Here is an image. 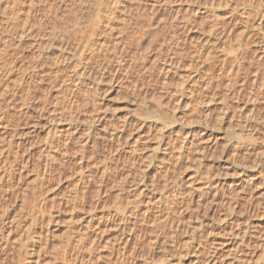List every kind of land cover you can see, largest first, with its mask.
<instances>
[{
    "label": "rangeland",
    "instance_id": "1",
    "mask_svg": "<svg viewBox=\"0 0 264 264\" xmlns=\"http://www.w3.org/2000/svg\"><path fill=\"white\" fill-rule=\"evenodd\" d=\"M40 9L0 60V264H264V0H118L111 61Z\"/></svg>",
    "mask_w": 264,
    "mask_h": 264
},
{
    "label": "bare ground",
    "instance_id": "2",
    "mask_svg": "<svg viewBox=\"0 0 264 264\" xmlns=\"http://www.w3.org/2000/svg\"><path fill=\"white\" fill-rule=\"evenodd\" d=\"M1 1V0H0ZM41 2H42V0H40ZM55 2V1H54ZM89 2V1H88ZM91 2H92V0H91ZM47 3V2H46ZM53 3V2H52ZM58 3H63V7H64V9H61V7H60V5H58ZM58 3H57V5H56V3L55 4H50V3H48L47 4V7L44 5V3H37V0L35 1V0H30L29 2H28V4H27V10L25 9V11H23V12H21L22 10L20 9V7H21V3H20V1L19 0H13V2H12V10H11V17L13 16V18H10V23H9V25L10 24H12V26H11V28H9V26H8V28L7 29H10L9 30V32H8V34H7V36H9L10 38H8V39H11L12 41H15V43H13V45L12 44H10V45H8V46H10L9 48H10V50H11V52H13V54H15L16 55V51H17V49H18V47H19V44H20V42L22 41V39L24 40V36L26 35V34H28L29 32H30V30L33 28L32 26H34L35 25V21L33 20V14H34V12H36L38 9H40L41 7H42V5H43V9H42V12L43 13H41L42 15H43V18H45L46 20L48 19V18H50L51 20L50 21H48V22H46V23H42V22H40L39 20V22H40V24L38 23L36 26L37 27H35L36 28V30H37V28L39 29V31L41 30V29H44V30H46V32H47V35H48V40H46V41H48V43H54V42H56V41H64L65 42V40H73V41H77L78 40V42L79 43H81L82 42V44H83V42H84V46L82 47V48H84V49H82L81 47V49H82V51H81V49H79V50H75L76 51V53L77 52H79V54H80V57H81V52H84L85 54H86V52H89V54H90V60H92V61H94V60H96L97 59V61L98 60H100V58H102L101 60L102 61H105L106 59H110L111 57L112 58H116V54H117V49H118V46H117V44L114 46V45H107L106 43H101V44H99V46L97 47L96 45V48L94 49L93 48V46L91 45V40L94 38H92V36L94 35V33H95V29H98V25L100 24V23H102V21L103 22H106V25L108 24V23H110L111 24V22L110 21H112V20H115V19H113L114 18V16H115V12L117 11V6H118V0H110V2H108L109 4H107V3H103L101 0H93V2L92 3H89V4H87V3H85V1H83V0H78V1H76V0H59L58 1ZM111 4H112V6H111ZM14 5L16 6V8H14ZM20 6V7H19ZM111 6V7H110ZM24 8V7H23ZM41 10V9H40ZM38 12V11H37ZM36 12V13H37ZM41 12V11H40ZM118 12V11H117ZM39 13V12H38ZM33 15V16H32ZM37 15V14H36ZM40 15V14H39ZM35 17V16H34ZM40 18V17H39ZM42 18V17H41ZM116 18V17H115ZM1 20V19H0ZM43 20V19H42ZM49 20V19H48ZM6 22H9L8 20L6 21ZM11 22H13V23H11ZM37 22V21H36ZM6 25V24H5ZM4 25V26H5ZM101 26V25H100ZM102 26H103V24H102ZM1 27V26H0ZM32 27V28H31ZM107 27V26H106ZM109 27V26H108ZM113 28V27H112ZM115 29V28H114ZM100 30V29H99ZM98 30V31H99ZM0 31H2V30H0ZM4 31H8V30H6V29H4L3 30V33L1 32L0 33V35L2 34H4L5 32ZM35 31V30H34ZM38 31V32H39ZM101 31V30H100ZM109 31V30H108ZM112 31V30H111ZM90 32V33H89ZM89 33V34H88ZM100 33V32H99ZM30 34V33H29ZM98 34V33H97ZM105 34H106V32H105ZM109 34V33H108ZM107 34V35H108ZM217 35V34H216ZM229 35V34H228ZM7 36H6V38H4V39H7ZM26 36H28V35H26ZM218 36H219V34H218ZM230 36V35H229ZM241 36V35H240ZM34 37H36V36H34ZM37 37H39L38 35H37ZM0 38H1V36H0ZM3 38V37H2ZM27 38V37H26ZM107 38H108V36H107ZM32 39V38H31ZM42 39H43V37H42ZM47 39V38H46ZM106 39V38H105ZM33 40H35V39H33ZM45 40V39H44ZM6 41H8V40H6ZM69 41H67L68 43H69ZM103 41V40H102ZM238 41V40H237ZM3 42H4V40H3ZM70 42H72V41H70ZM8 43H9V41H8ZM41 43V42H40ZM39 43V44H40ZM43 43V42H42ZM68 43H67V45H68ZM77 43V42H76ZM79 43H78V45H79ZM117 43V42H116ZM5 44H7V42L5 43ZM5 44H4V48L2 49V47H1V49H0V51H1V54H0V60L3 62V63H1L2 65L4 64V59H5V57L8 55V50H9V48H8V46L6 45L5 46ZM60 44H61V42H60ZM59 44V45H60ZM65 44V43H64ZM70 44V43H69ZM73 44H75V43H73ZM48 45V44H47ZM76 45V44H75ZM30 46V45H29ZM32 46H33V44H32ZM49 46H51V44L49 45ZM48 46V47H49ZM77 46V45H76ZM79 46H81V45H79ZM35 47V46H34ZM71 47H73V45L71 46ZM79 48V47H78ZM38 49V48H37ZM58 49H59V47H58ZM70 49V48H69ZM68 49V50H69ZM35 50V49H34ZM41 51V50H40ZM18 52V51H17ZM28 52V51H27ZM33 52V51H32ZM41 53V52H40ZM59 53V52H58ZM61 53V52H60ZM59 53V54H60ZM68 53V52H67ZM11 54V53H10ZM13 54H11V55H13ZM37 54V53H36ZM11 55H9V56H11ZM42 55V54H41ZM67 55V54H66ZM70 55V54H69ZM32 56V55H31ZM239 56V55H238ZM15 57V56H14ZM66 57V56H65ZM199 57V56H198ZM12 58V57H11ZM46 58V57H45ZM44 58V59H45ZM70 58V57H69ZM73 58V57H72ZM76 58V57H75ZM84 58V57H83ZM96 58V59H95ZM87 59V58H86ZM94 59V60H93ZM196 59H197V57H196ZM200 59V58H199ZM198 59V60H199ZM67 60V59H66ZM69 60V59H68ZM89 60V59H88ZM113 60V59H112ZM238 60V59H237ZM43 56L41 57V56H38L37 57V59H34V61L33 62H31L32 64H33V66L34 65H36L38 62L41 64V69H42V65L44 66V64H43ZM70 61V60H69ZM72 61V60H71ZM109 61H111V60H109ZM225 62V61H224ZM45 63H47L46 61H45ZM56 63V62H55ZM85 63V62H84ZM96 63V62H95ZM104 63V62H103ZM6 64V63H5ZM4 64V65H5ZM29 64V63H28ZM31 64V65H32ZM86 64H88L87 62H86ZM90 64V63H89ZM235 65V64H234ZM39 66V65H38ZM91 66V65H90ZM89 66V67H90ZM172 66V65H171ZM238 66V65H237ZM48 67V66H47ZM104 67V66H103ZM2 68V67H1ZM11 68V67H10ZM9 68V69H10ZM37 68V69H36ZM35 69H36V71L39 69L38 67H36ZM234 68V67H233ZM241 68V67H240ZM49 69V68H48ZM77 69V68H76ZM85 69V68H84ZM21 70V69H20ZM25 70V69H24ZM23 70V71H24ZM32 70V69H31ZM53 70V69H52ZM87 70V69H86ZM236 70H239V69H235V72H236ZM18 71V70H17ZM35 71V72H36ZM90 71V70H89ZM224 71V70H223ZM226 71V70H225ZM26 72V71H25ZM24 72V73H25ZM32 72H34V70L32 71ZM46 72V71H45ZM79 72V71H78ZM87 72V71H86ZM238 72V71H237ZM237 72H236V75H238L237 74ZM240 72V71H239ZM15 73H17V72H15ZM37 73V72H36ZM38 73H40V72H38ZM42 73H44V72H42ZM52 73V72H51ZM74 73V72H73ZM77 73V72H76ZM227 73V72H226ZM230 73H233L232 72V70H231V72ZM45 74H47V73H45ZM56 74V73H55ZM54 74V75H55ZM81 74V73H80ZM224 74V73H223ZM234 74V73H233ZM24 75V74H23ZM26 75V74H25ZM24 75V76H25ZM41 75V74H40ZM89 75V74H88ZM39 76V75H38ZM44 76V75H43ZM48 76V75H47ZM51 76V75H50ZM56 76V75H55ZM31 77V76H30ZM40 77V76H39ZM68 77V76H67ZM85 77V76H84ZM90 77V76H89ZM88 77V78H89ZM229 77V76H228ZM255 77V76H254ZM29 78V77H28ZM44 78V77H43ZM52 78V77H51ZM54 78H56V77H54ZM229 78H232V77H229ZM235 78V77H234ZM18 79V78H17ZM86 79V78H85ZM259 79V78H258ZM24 79H23V77L20 79V81L18 80V86H19V84H21V82L23 81ZM26 80V79H25ZM49 80V79H48ZM59 80V79H58ZM64 81V80H63ZM227 81H229V80H227ZM226 81V82H227ZM233 81V80H232ZM234 81H235V79H234ZM16 82V81H15ZM28 82H29V80H28ZM36 82V81H35ZM74 82V81H73ZM76 82V81H75ZM81 82V81H80ZM53 83V82H52ZM55 83V82H54ZM228 83H230V82H228ZM17 84V83H16ZM15 84V85H16ZM24 84H26V83H24ZM29 84V83H28ZM58 84H60L59 82H58ZM57 84V85H58ZM71 84H72V82H71ZM70 84V85H71ZM236 84V83H235ZM5 85V84H4ZM61 85V84H60ZM59 85V86H60ZM75 85V84H74ZM7 86V85H6ZM6 86H5V88H6ZM21 86V85H20ZM20 86H19V88H20ZM23 86V85H22ZM80 86V85H79ZM86 86V85H85ZM227 86V85H226ZM12 87H14V85H12ZM12 87H10V88H12ZM27 87V86H26ZM29 87V86H28ZM33 87V86H32ZM84 87V86H83ZM82 87V88H83ZM9 88V87H8ZM60 88V87H59ZM71 88V87H70ZM69 88V89H70ZM89 88V87H88ZM209 88V87H208ZM3 89V88H2ZM17 89H18V87H17ZM22 89V88H21ZM25 89V88H24ZM23 89V90H24ZM230 89V88H229ZM5 90V89H4ZM3 90V92L5 93V94H7L6 93V91H4ZM6 90H7V88H6ZM10 90V89H9ZM12 90V89H11ZM16 90V89H15ZM19 90V89H18ZM22 90V91H23ZM32 90V89H31ZM37 90V89H36ZM35 90V91H36ZM81 90V89H80ZM80 90H79V92H80ZM84 90V89H83ZM82 90V91H83ZM17 91V90H16ZM16 91H14L15 93H16ZM71 91V90H70ZM2 92V93H3ZM8 92V91H7ZM20 92V91H19ZM77 92V91H76ZM1 93V92H0ZM3 93V94H4ZM30 92L28 91V88H27V90H25V92L23 93L24 94V96H22V98H20L22 101H24V102H26L25 101V99H27V98H29V97H31L30 96V94H29ZM69 93V92H68ZM72 93V92H71ZM70 93V94H71ZM78 93V92H77ZM18 94V93H17ZM22 94V93H21ZM89 94V93H88ZM231 94V93H230ZM230 94H229V96H230ZM236 94V93H235ZM12 95H14V94H12ZM33 95V94H32ZM2 96H4V95H2ZM6 96V95H5ZM18 96V95H17ZM68 96H70L69 94H68ZM7 97V96H6ZM9 97V96H8ZM14 97H16V96H14ZM34 97V96H33ZM72 97V96H71ZM77 97V96H76ZM86 97V96H85ZM84 97V98H85ZM88 97V96H87ZM232 97H233V95H232ZM3 98H5V97H3ZM10 98V97H9ZM12 99H13V97H12ZM19 99V100H20ZM35 99V98H34ZM11 100V99H10ZM78 100V99H77ZM82 100V99H81ZM86 100V99H85ZM85 100H84V102H85ZM89 99H87V101H88ZM75 101V100H74ZM15 102V101H14ZM82 102V101H81ZM19 103V102H18ZM20 103H23V102H20ZM87 103V102H86ZM26 104V103H25ZM73 104V103H72ZM84 104V103H83ZM77 105H79V103H77ZM68 106H69V104H68ZM67 106V107H68ZM80 106V105H79ZM79 106H78V108H79ZM84 106H85V104H84ZM156 107H157V109H158V111H160V109H161V107H162V105H161V103H156ZM71 108V107H70ZM73 108V107H72ZM76 109H77V107H76ZM78 110V109H77ZM68 111V110H67ZM72 111H74V110H72ZM69 113H70V111H69ZM75 113V112H74ZM90 114H91V112H90ZM62 116V115H61ZM96 116V115H95ZM27 117V116H26ZM70 117V116H69ZM99 117V116H98ZM101 117H102V115H101ZM72 118V117H71ZM89 118H91L90 116H89ZM17 119H18V117H17ZM92 119V118H91ZM23 120V119H22ZM74 120V119H73ZM21 121V120H20ZM69 121H70V119H69ZM72 121V120H71ZM86 121V120H85ZM83 121H81V123H82ZM92 120H91V125L90 126H92ZM114 123H116V122H114ZM18 124V123H17ZM16 124V125H17ZM58 124H59V122H58ZM127 124V123H126ZM129 124V123H128ZM72 125V124H71ZM74 125V124H73ZM86 125V124H85ZM77 126V125H76ZM83 126V125H82ZM98 126V125H97ZM111 126V125H110ZM68 127V126H67ZM104 127H106V126H104ZM124 127V126H123ZM129 127V126H128ZM131 127V126H130ZM129 127V128H130ZM73 128V127H72ZM79 128V127H78ZM91 128V127H90ZM14 129V128H13ZM17 129V128H16ZM54 129V128H53ZM84 129V128H83ZM106 129V128H105ZM107 129H108V127H107ZM15 130V129H14ZM110 130V129H109ZM17 131H18V129H17ZM67 131V130H66ZM84 131V130H83ZM88 131V130H87ZM113 131V130H112ZM62 132V131H61ZM71 132V131H70ZM69 132V133H70ZM78 132V131H77ZM104 132V131H103ZM109 132V131H108ZM115 132V131H114ZM15 133V132H14ZM67 133V132H66ZM72 133V132H71ZM95 133V132H94ZM121 133V132H120ZM58 134V133H57ZM60 134V133H59ZM79 134V133H78ZM86 134H87V132H86ZM105 134H107V133H105ZM16 135V134H15ZM63 135H66L65 133L63 134ZM75 135V134H74ZM73 135V136H74ZM101 136H103L102 134H101ZM107 136V135H106ZM110 136V135H109ZM17 137V136H16ZM81 137V136H80ZM108 137V136H107ZM58 138V137H57ZM64 138H66V136L64 137ZM72 138V137H71ZM111 138V137H110ZM61 139V138H60ZM63 139V138H62ZM69 139V138H68ZM75 140V139H74ZM107 140V139H106ZM112 140V139H111ZM55 141V140H54ZM92 141V140H91ZM58 142V141H57ZM67 142V141H66ZM65 142V143H66ZM69 142H70V140H69ZM108 142V141H107ZM112 143V142H111ZM72 144V143H71ZM57 148V147H56ZM61 148V147H60ZM64 150V149H63ZM67 150V149H66ZM65 150V151H66ZM66 153V152H65ZM106 166V165H105ZM107 171V170H106ZM101 172V171H100ZM99 173V172H98ZM101 174V173H100ZM102 179V178H101ZM107 180V179H106ZM102 183V182H101ZM104 183H106V182H104ZM187 187V186H186ZM201 187H202V185H201ZM105 188V187H104ZM197 188V187H196ZM196 188L194 187V188H186L184 191H186L187 193L189 192V194L192 196V193H193V191H194V189L196 190ZM97 189V188H96ZM200 188H198V190H199ZM98 192V191H97ZM102 192V191H101ZM106 192V191H105ZM186 193V194H187ZM188 194V195H189ZM197 194V193H196ZM102 196V195H101ZM97 197V196H96ZM197 197V196H196ZM200 197V196H199ZM198 197V198H199ZM75 199V198H74ZM95 199V198H94ZM100 199V198H99ZM200 200V199H199ZM73 201V200H72ZM234 206V205H233ZM232 206V207H233ZM95 208V207H94ZM104 208V207H103ZM103 210H105V209H103ZM136 210V209H135ZM135 212V211H134ZM106 215V214H105ZM112 216V215H111ZM160 218V217H159ZM164 218V217H163ZM155 220V219H154ZM161 220V219H160ZM162 221H163V219H162ZM152 222H153V220H152ZM158 222H160V221H158ZM167 222V221H166ZM163 223V222H162ZM165 223V222H164ZM154 224V223H153ZM97 225V224H96ZM163 225V224H162ZM161 225V226H162ZM95 226V225H94ZM156 226V225H155ZM166 226V225H165ZM105 227V226H104ZM95 228H96V226H95ZM97 228H99V227H97ZM162 228V227H161ZM121 229V228H120ZM155 230V229H154ZM153 230V231H154ZM126 231V230H125ZM152 231V230H151ZM159 231V230H158ZM128 234V233H127ZM173 234V233H172ZM159 236V235H158ZM169 236H170V233H169ZM132 237V236H131ZM135 238V237H134ZM172 238V237H171ZM95 239V238H94ZM132 239V238H131ZM130 239V240H131ZM117 240V239H116ZM133 241H134V239H133ZM154 241V240H153ZM187 242V241H186ZM152 243V242H151ZM80 245V244H79ZM111 245V244H110ZM110 245H109V248H110ZM126 246V245H125ZM113 247V246H112ZM70 248V247H69ZM126 248V247H125ZM120 249V248H119ZM69 250H71V249H69ZM127 250V249H126ZM112 251V250H111ZM135 251V250H134ZM121 252V251H120ZM128 252V251H127ZM131 253V252H130ZM65 255V254H64ZM68 255V254H67ZM117 255V254H116ZM130 255V254H129ZM129 257V256H128ZM61 259V258H60ZM63 259H65V258H63ZM65 261V260H64ZM125 261V260H124ZM127 261V260H126ZM62 262H63V260H62Z\"/></svg>",
    "mask_w": 264,
    "mask_h": 264
}]
</instances>
